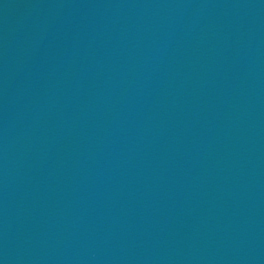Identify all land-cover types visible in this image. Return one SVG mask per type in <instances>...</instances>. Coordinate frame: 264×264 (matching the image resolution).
I'll return each instance as SVG.
<instances>
[{"label": "water", "instance_id": "95a60500", "mask_svg": "<svg viewBox=\"0 0 264 264\" xmlns=\"http://www.w3.org/2000/svg\"><path fill=\"white\" fill-rule=\"evenodd\" d=\"M0 264H264V0H0Z\"/></svg>", "mask_w": 264, "mask_h": 264}]
</instances>
